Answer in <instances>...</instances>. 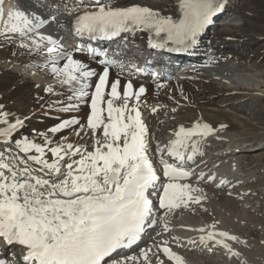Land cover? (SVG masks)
Here are the masks:
<instances>
[{"label": "snow or ice", "instance_id": "obj_1", "mask_svg": "<svg viewBox=\"0 0 264 264\" xmlns=\"http://www.w3.org/2000/svg\"><path fill=\"white\" fill-rule=\"evenodd\" d=\"M3 3L0 0V5ZM63 6L69 16L82 12L72 21L73 33L81 40L113 41L122 34L147 33L151 48L169 52L195 45L224 8L222 0H179L183 18L177 21L137 4L109 6L105 0H91L76 7L65 0ZM51 23H59L57 14H51V21L23 10L11 11L5 17L0 7V38L15 43L18 37L20 49L50 56L49 71L66 89L68 101L87 99L90 112L86 125L81 126L74 117L65 119L47 133H38L42 140L38 143L22 136L24 119L10 122V112L0 105V125L4 126L0 127V245L5 249L0 264H154L150 257L156 253L151 248L140 249L138 255L125 252L154 226L155 221L150 219L155 215L154 207L167 216L202 203L204 197L194 195L202 189L182 181L191 179L194 172L185 164L194 162L200 154L199 140L194 138L212 136L214 129L200 122L187 129L181 126L170 145H157L162 169L158 174L149 156L148 130L139 109L145 88L134 89L131 81L110 78V68L119 73L139 69L108 58L101 61L104 66L97 72L74 58L59 40L40 31ZM87 51L94 58L107 55L93 48ZM61 61L63 65L57 66ZM45 91L55 94L51 86ZM132 101L135 103L130 106ZM78 107L69 103L61 110L74 112ZM78 126L90 131L91 151L72 143L53 146L48 133L55 136ZM76 135H80L79 130ZM165 153L176 163L164 159ZM197 179L211 183L216 177L201 173ZM227 183L221 181L217 187ZM171 231L165 223L164 232ZM187 231L201 233L199 244L221 248L230 257L240 253L229 242L245 243L216 230L215 224ZM173 240L179 247V239ZM155 247L170 264H186L167 242ZM13 249L22 255L17 258ZM8 253H12L11 258ZM159 264H165V260Z\"/></svg>", "mask_w": 264, "mask_h": 264}, {"label": "bare ground", "instance_id": "obj_2", "mask_svg": "<svg viewBox=\"0 0 264 264\" xmlns=\"http://www.w3.org/2000/svg\"><path fill=\"white\" fill-rule=\"evenodd\" d=\"M23 11L40 15L41 18L51 14H57L59 23H51V27L45 26L40 31L45 35H51L61 42L69 52L72 51L74 58L87 63L97 72L100 71L97 61L76 51L77 39L70 31L64 30V25L59 16L67 15L68 9L63 5L65 0H18ZM237 0H222L223 10L215 20L214 25H208L203 31L202 38L197 45L190 47V57H182L178 51L169 52L160 50L161 60L156 67L164 65L166 72L172 74V78L166 81L163 77L157 79L148 77L146 71L119 73L113 68L110 73L111 79L119 78L122 83L131 81L134 89L145 88V94L139 102L141 119L147 130L150 147V158L154 159V167L160 170L157 154V145L166 147L175 139L174 133L181 127L191 128L197 122L207 123L214 129V135L197 137L199 140V153L196 162L186 163L185 167L193 171L191 179L182 181L190 183L192 187L202 189V192L194 195L204 197L200 205H190L189 208L178 209L165 216L164 210L158 212L157 225L146 231L139 242V246L126 250V255H138L140 249L151 248L156 255L150 257L154 264H159L161 259L167 262L162 254L157 253L155 245L167 242L173 251L177 252L186 264H264V184L260 177L264 175V128L255 125L257 117L243 115L242 104L250 102L257 106L264 101V80L261 73L253 74L254 69L241 61H230L226 54V36H239L246 33L245 22L237 10L230 6ZM109 6L125 4H137L158 11L162 16L182 17L179 11V0H105ZM68 4L79 7L80 2L67 0ZM83 4H90L82 1ZM42 5H49L51 9ZM0 5V7H2ZM58 10V11H57ZM84 10H92L85 8ZM82 14V12H76ZM59 17V18H58ZM212 29V30H211ZM208 34V35H207ZM210 35V36H209ZM138 35L128 34L126 42L128 46L137 40ZM15 43L0 38V105L3 110L10 112V122L14 118L24 119V128L21 130L23 137H28L35 142L42 143L38 133H47L48 129L56 126L59 122L76 118L80 125H86V118L90 112L89 101H68L66 89H62L57 79L49 71L52 66L48 63L51 59L48 55L29 54L26 50L18 47L19 38ZM141 45L149 48L147 38H143ZM169 47H172L171 45ZM130 48V47H129ZM193 54H197L194 58ZM133 54L125 58L124 65L131 67L135 61ZM177 62L180 67H188L191 71L182 76L174 66ZM45 65H47L45 67ZM61 61L57 66H62ZM174 73V74H173ZM182 76V77H180ZM261 79V80H260ZM164 85L158 87L157 85ZM52 87L55 94H50L45 89ZM91 92V89H89ZM210 95L231 94L240 96V106L233 107L228 114L229 120H222L214 111L206 109L208 103L215 110L225 109L226 105L218 99H207L200 94L207 92ZM69 103L79 105L74 112H65L61 108ZM132 103L130 102V106ZM157 111L153 113L151 110ZM173 109L175 111H173ZM259 121V119L257 120ZM224 126V127H222ZM0 127H4L0 125ZM80 135H76V131ZM15 135V134H14ZM48 135L53 140V146L57 143H72L76 147L86 148L91 151V133L85 127L78 126L75 130L67 129L55 136ZM22 138V137H21ZM250 140V141H249ZM253 142L252 147L247 143ZM164 159L175 164L165 153ZM252 161V164L249 162ZM201 173L207 176H215L216 179L208 183L200 181ZM159 174V172H158ZM225 178L228 183L217 187L220 179ZM220 197V200L217 198ZM153 202L156 196L151 197ZM210 210L212 213H209ZM215 216L216 222L210 220ZM167 223L171 232H164V224ZM215 224L216 230L225 231L245 241V243H231V247L240 253L238 257H230L223 249L214 247V252L209 254V245L205 247L199 244L201 233L187 231V229L207 228ZM179 239L180 246L173 240ZM196 243H188V241ZM203 250L206 252L203 254ZM4 247L0 245V255L4 254ZM14 252V249L12 250ZM218 256V259L212 257ZM21 254L17 251L16 255ZM11 258L12 253H8Z\"/></svg>", "mask_w": 264, "mask_h": 264}, {"label": "rangeland", "instance_id": "obj_3", "mask_svg": "<svg viewBox=\"0 0 264 264\" xmlns=\"http://www.w3.org/2000/svg\"><path fill=\"white\" fill-rule=\"evenodd\" d=\"M230 7H234L237 10L240 16L237 17V22L240 23L239 20L243 19L247 32L239 36H226V43L229 46L226 48V54L224 52L223 55L230 61H241L247 64L254 69L253 74L260 72L261 79L264 80V0H237ZM218 19H221V17L214 18V20ZM200 94L207 97V99H218V101L223 102V105H226L225 109L215 110L208 103L204 104L206 109L214 111L222 120H229L230 116L228 114L235 112L233 107L240 106L241 103L240 96L237 95L225 93L210 95L208 91ZM241 106L245 111L243 112L244 116L257 117L256 119H259V121L256 120L255 125L259 126L262 124L259 127L264 128V101L258 103L257 106L255 104L252 105L250 102H244ZM252 144L254 143H247L250 147H252ZM249 163L252 164V161ZM260 180H263L264 184V175L260 177ZM217 200H220V197ZM209 213H212V211L210 210ZM210 220L216 222L215 216H210Z\"/></svg>", "mask_w": 264, "mask_h": 264}]
</instances>
